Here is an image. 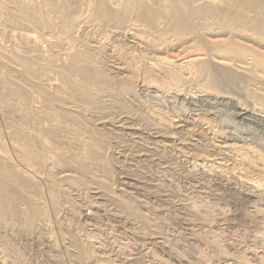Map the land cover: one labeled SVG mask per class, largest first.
Listing matches in <instances>:
<instances>
[{
    "label": "bare ground",
    "instance_id": "bare-ground-1",
    "mask_svg": "<svg viewBox=\"0 0 264 264\" xmlns=\"http://www.w3.org/2000/svg\"><path fill=\"white\" fill-rule=\"evenodd\" d=\"M0 27L20 41L1 49L0 58L21 77L13 84L9 71L0 67V228L43 218L46 201L58 212L64 198L60 184H77L58 180L60 173L71 171L88 182L100 172L109 191L103 142L82 116L104 121L106 137L122 135L138 111L125 97L137 88L154 84L180 92L194 82L201 96L218 94L236 118L264 126V0H0ZM80 30L92 34L78 37ZM213 61L240 72L247 88L252 87L247 92L252 103L237 102L224 92L232 79L214 69ZM142 114L144 126L154 137L161 135L160 124ZM1 129L7 131V142ZM248 149L233 150L241 157L236 165L243 174L245 168L263 174L241 176L246 193L259 199L264 196V156ZM120 205L121 211L134 212L128 203Z\"/></svg>",
    "mask_w": 264,
    "mask_h": 264
},
{
    "label": "rangeland",
    "instance_id": "rangeland-1",
    "mask_svg": "<svg viewBox=\"0 0 264 264\" xmlns=\"http://www.w3.org/2000/svg\"><path fill=\"white\" fill-rule=\"evenodd\" d=\"M86 32L80 30L78 37L92 34ZM36 35L41 36L39 31ZM17 42L20 43L0 30V50H10ZM5 62L1 59L0 67L9 71L11 83L19 84V71ZM212 65L232 79L223 87L228 96L240 103H252L247 96L252 87L247 88L236 68L216 61ZM31 84L25 87L35 95ZM197 85L187 84L180 92L154 84L148 90L137 88L125 97L138 111L128 122L130 130L123 129L127 132L122 135L106 137L101 127L104 121L82 116L95 138L103 142L109 191L103 186L100 172L88 180L90 184L77 180L71 171L60 173L58 180L72 179L77 183L60 184L64 194L60 210H53L46 201L45 218L37 216L30 225L21 222L11 228L1 227L0 257H6L1 263L121 264L122 260V264H263L264 196H249L241 182V176L263 174L258 169L253 174L247 168L243 174L236 165L241 157L234 151L242 153L250 147L248 150L255 149L264 156V126L236 118L230 106L217 98L218 94L203 97ZM43 87L46 93H52L51 87ZM142 113L160 124L161 135L154 137L153 131L144 126ZM1 130L7 142V131ZM123 201L133 213L121 211ZM70 242L79 244L78 248L71 247ZM77 249L81 250L77 253Z\"/></svg>",
    "mask_w": 264,
    "mask_h": 264
}]
</instances>
